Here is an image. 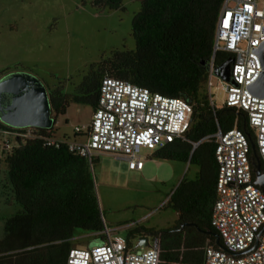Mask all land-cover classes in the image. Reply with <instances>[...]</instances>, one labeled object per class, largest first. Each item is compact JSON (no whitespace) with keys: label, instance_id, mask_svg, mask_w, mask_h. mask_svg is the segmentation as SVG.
Wrapping results in <instances>:
<instances>
[{"label":"trees","instance_id":"16d2710c","mask_svg":"<svg viewBox=\"0 0 264 264\" xmlns=\"http://www.w3.org/2000/svg\"><path fill=\"white\" fill-rule=\"evenodd\" d=\"M98 9H118L122 0H90ZM223 0H140L131 21L132 49H112L93 64L74 91L65 92L45 84L53 124L49 128L12 127L0 121V132L18 133L30 129L29 136H15V143L0 152V194H7L9 205L16 206L6 218L10 234L11 260L7 264H65L72 248L74 230L96 234L103 228L99 204L94 194L88 161L70 151L64 136L55 137L56 116L66 113L71 102L86 103L92 112L97 106L103 77L129 81L170 97L187 101L192 112L188 129L181 137L153 149L151 157L161 161L186 162L199 167L194 179L182 177L166 206L178 212V219L163 228L138 226L126 235H157L160 240L158 264H202L206 245H221L210 225L211 207L216 197L217 164L215 142L210 136L217 129H240L249 142L252 163L259 159L247 113L241 108L212 105L205 82L213 50L216 22ZM230 54L216 50L214 68ZM73 132V139L86 136ZM49 140L54 143L48 144ZM197 145L193 147V144ZM97 157L92 159V164ZM263 170V166L261 165ZM11 201V202H10ZM31 219L25 227L18 221ZM39 221L42 223L39 224ZM191 221L194 226L184 223ZM99 235V234H98ZM104 241L102 236L96 239ZM0 264H6L1 263Z\"/></svg>","mask_w":264,"mask_h":264},{"label":"built area","instance_id":"2783aa9c","mask_svg":"<svg viewBox=\"0 0 264 264\" xmlns=\"http://www.w3.org/2000/svg\"><path fill=\"white\" fill-rule=\"evenodd\" d=\"M263 42L264 0H223L204 86L210 103L215 106L210 93L216 77L214 53L216 50L228 52L232 57V82L221 80L223 105L241 108L247 113L264 170V96L254 95L248 88L261 73L264 79V47L260 55L257 52ZM191 112V105L182 98L151 92L129 81L106 76L99 84L97 106L87 135L66 144L90 166L95 153L108 152L124 159L129 169L140 170L145 159L142 148L153 150L181 137L188 129ZM86 127L76 126L74 131L84 132ZM30 132L27 128L16 135L24 138ZM209 137L215 142L217 164L210 225L218 233L221 245H206L202 264H264V191L254 183L249 142L236 127L226 131L217 129L204 139ZM102 221L103 228L97 234L104 241L70 248L65 264L159 263L157 235L147 236V246L131 248L123 236L115 234L103 218Z\"/></svg>","mask_w":264,"mask_h":264},{"label":"rangeland","instance_id":"374dc122","mask_svg":"<svg viewBox=\"0 0 264 264\" xmlns=\"http://www.w3.org/2000/svg\"><path fill=\"white\" fill-rule=\"evenodd\" d=\"M139 7L140 0H122L120 8L111 10L98 9L90 0H0V77L22 69L44 85L57 87L62 82L65 92L74 91L93 64L110 50L134 47L131 21ZM212 82L210 93L220 108L224 100L221 80L214 77ZM91 117L90 105L71 102L65 114L56 116V139L66 136L74 140L75 127L89 125ZM15 136L16 133L0 132V152L14 145ZM152 151L142 148L141 155ZM94 157L97 161L89 165V173L100 216L110 226H168L176 213L168 206L161 207L166 193L185 172L191 177L198 170L188 161H157L149 157L144 160V168L137 171L112 153L98 152ZM3 176L2 169L0 180ZM7 194H0V225L1 219L17 208L9 205ZM115 234L124 236L126 232L121 228ZM98 236L101 235L75 229L71 243L73 247L96 245ZM130 240L137 242L136 238Z\"/></svg>","mask_w":264,"mask_h":264},{"label":"water","instance_id":"95a60500","mask_svg":"<svg viewBox=\"0 0 264 264\" xmlns=\"http://www.w3.org/2000/svg\"><path fill=\"white\" fill-rule=\"evenodd\" d=\"M264 42L257 49L261 54ZM228 57L217 66L214 73L225 82H232ZM260 86V88H258ZM252 94L264 96L263 74L248 86ZM0 121L12 127L49 128L53 124L52 110L44 83L34 74L26 70H13L0 77ZM255 150V143L250 142ZM254 183L264 191V170L259 159L253 162ZM147 236L138 237L136 247L147 246Z\"/></svg>","mask_w":264,"mask_h":264},{"label":"crops","instance_id":"0c3cea01","mask_svg":"<svg viewBox=\"0 0 264 264\" xmlns=\"http://www.w3.org/2000/svg\"><path fill=\"white\" fill-rule=\"evenodd\" d=\"M149 157H151V154L150 155H147V156H144V158L145 159H147V158H149ZM152 158V157H151ZM144 159V160H145ZM154 160H156V159H154ZM157 161H159V160H157ZM161 161V160H160ZM188 162H189V157H188V160H187ZM186 161V162H187ZM169 162H179V161H169ZM179 163H183V162H179ZM144 165H145V163H144ZM144 165H143V167L140 169V170H137V171H141L143 168H144ZM198 167V166H197ZM198 171H199V167H198V170L197 171H195V173L193 174V176H191V177H188L187 175H186V172L182 175V177L185 175V177L189 180V179H194L195 178V175L198 173ZM182 177L178 180V182H177V184H176V186L178 185V183L180 182V180L182 179ZM176 186L175 187H173V189H170V191L168 192V193H166V198H165V200H164V203L161 205V207H164V206H166V204H167V202L169 201V198H170V196H171V194H172V192L174 191V189L176 188ZM214 188H215V186H214ZM170 208V207H169ZM172 209V208H171ZM173 210V209H172ZM175 213H176V216H175V218L173 219V221L168 225V226H170V225H172L177 219H178V212H176L175 210H173ZM144 217L145 216H143V218L142 219H144ZM185 225H187V226H194V223L193 222H191V221H187V222H185L184 223ZM110 228H112L113 230H115V232L117 231V230H119V229H124L125 230V232H126V234L123 236V235H120V236H123L125 239H126V235H127V232L129 231V230H132L133 228H136V227H138V226H141V227H146V226H144L143 224H134V225H132V226H130V225H126V226H124V227H122V226H118V225H116V226H110V225H108ZM153 227H155V226H153ZM167 227V226H166ZM156 228H163V227H156ZM117 235H119V234H117ZM140 236H150L149 234H143V233H140V234H137L136 235V237H134V238H136V241H138V237H140ZM130 243H131V246H133V247H135L136 246V244H133L132 242H131V240H130ZM137 243V242H136Z\"/></svg>","mask_w":264,"mask_h":264},{"label":"flooded vegetation","instance_id":"af4514ba","mask_svg":"<svg viewBox=\"0 0 264 264\" xmlns=\"http://www.w3.org/2000/svg\"><path fill=\"white\" fill-rule=\"evenodd\" d=\"M8 217V216H7ZM4 217L1 219V230H0V262L1 263H8V261L11 260V255L8 246H10V234L5 230L6 227V218ZM34 223L33 220L27 219V220H20L18 221V225L20 227H25L26 225H29L30 223ZM42 222L39 221V224Z\"/></svg>","mask_w":264,"mask_h":264}]
</instances>
